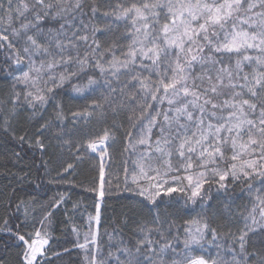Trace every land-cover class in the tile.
I'll return each instance as SVG.
<instances>
[{
	"label": "snow or ice",
	"instance_id": "1",
	"mask_svg": "<svg viewBox=\"0 0 264 264\" xmlns=\"http://www.w3.org/2000/svg\"><path fill=\"white\" fill-rule=\"evenodd\" d=\"M106 8L95 0H0V54L12 81L8 99L0 101V132L44 151L42 137L56 127L58 146L98 160V183L89 191L99 202L83 243L75 245L87 264L113 258L115 264H264V0H106ZM112 32L118 34L98 39ZM66 84L78 98H99L66 114L60 97ZM49 109L52 120L36 136L16 134L22 114L34 120ZM109 113H122L127 127L113 121L84 131L81 141L65 139L93 120L103 124ZM116 129L123 138L124 190L136 194L151 219L140 220L128 239L117 232L118 246L105 254L99 225L101 203L113 191L105 161L112 160ZM254 180L262 188L225 248L219 243L225 236L207 218L213 190L227 193L231 182L251 192ZM70 201V194L53 198L31 231L27 221L23 231L20 225L13 231L3 220L0 231L18 242L20 264H50L53 211ZM160 204L199 205L201 213L177 224L172 213L161 216Z\"/></svg>",
	"mask_w": 264,
	"mask_h": 264
},
{
	"label": "trees",
	"instance_id": "2",
	"mask_svg": "<svg viewBox=\"0 0 264 264\" xmlns=\"http://www.w3.org/2000/svg\"><path fill=\"white\" fill-rule=\"evenodd\" d=\"M95 2L101 11L107 10L106 0H95ZM84 12L86 14L84 16L85 23H88L91 14L87 5ZM93 23L97 27L103 26L100 17H96ZM116 34L118 33H107L105 36H99L98 39L103 42L114 38ZM0 65H3L0 66V101H5L10 95L12 81L7 72L4 71L6 65L2 54H0ZM60 97L64 103L66 114L69 110H78L93 98H99L98 96L88 97V100L78 98V94L72 92L71 87L67 84L60 93ZM49 120H52L51 109L43 114V118L37 115L34 120H27L22 114L14 121L16 134L20 135L27 130L29 136L34 137L37 135L40 125ZM113 121L118 124L124 123V126L127 127V122L124 120L122 113L117 116L109 113L103 124L93 120L86 129H83V131L76 130L75 135L66 136L65 139L81 141L84 131L97 132L105 124L111 126ZM53 123L55 124V121ZM65 123L69 128L71 127L68 121ZM81 127L83 128V126ZM56 131L57 128L53 127L50 132L44 133L42 138L45 139L47 145L44 151L34 146L30 147L29 143H25L22 147L18 146L17 142L10 136L0 132V226L3 225V220L7 219L13 231H16L17 225H20V230L23 231L24 222L27 221L28 230L31 231L32 224L39 227L38 222L49 210L47 206L53 198L59 194H70L71 201L53 211V226L51 229L53 238L50 241V251L46 255L50 260V264H87L85 251L75 245L77 242L83 243V236L88 232V218L90 215H95V204L99 202L97 193L89 191L98 183V160L87 155L80 158V153L76 152L75 147L70 151L66 146H58V141L54 135ZM115 133L116 141L109 149L112 160L111 162L105 161L106 179L109 173L113 176V191L110 196L106 195L101 203L99 225V243L104 248L105 254L109 245H111L113 251L118 246L115 239L117 232L128 239L134 235V229L140 220L151 219V214L140 205L136 194L124 190L120 155L123 138L119 129H116ZM15 153H19V156ZM68 165L73 167L67 173H64V169ZM57 173H63V178L71 180L72 183L59 182L61 177ZM252 183L253 191L251 192L245 184H233L231 182H229L227 193L223 191L217 193L213 190V199L210 201L211 207L208 210L207 218L212 227L217 228V231L225 236V239L219 241L220 244L225 245V248L230 239L227 234L238 232L239 227L242 226L241 214L247 215L255 203L254 198L258 194L256 189L262 188L258 180H254ZM259 194L264 198V192ZM21 201H23L22 204ZM73 203L77 205L76 208H73ZM17 204L21 205L19 210L16 208ZM25 209L27 210V216H25ZM158 211L162 217L166 212L172 213L171 218L177 224L201 213L199 205L191 204L180 209L160 204ZM257 219H259L258 213ZM124 221H127V223ZM92 227L94 230L95 224ZM73 228L76 229L75 232ZM77 234H79V240H77ZM109 235L114 237L111 241H109ZM260 240L261 236L259 235L253 237L256 248L260 247ZM66 249L69 251L65 252ZM20 250L18 242L12 236L7 232L0 231V264H20ZM209 252L214 256L216 248L214 246L209 247ZM53 253H60V255L57 257ZM222 254L225 255L226 259L229 258L226 253L222 252ZM88 255L90 256V253ZM110 264H115V258L112 259Z\"/></svg>",
	"mask_w": 264,
	"mask_h": 264
}]
</instances>
